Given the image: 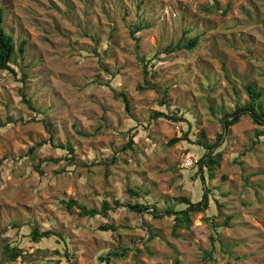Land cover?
<instances>
[{"label":"rangeland","instance_id":"374dc122","mask_svg":"<svg viewBox=\"0 0 264 264\" xmlns=\"http://www.w3.org/2000/svg\"><path fill=\"white\" fill-rule=\"evenodd\" d=\"M123 1L0 0L17 49L27 40L25 55L16 51L12 59L17 76L0 71V264H68L66 250L76 264H105L99 255L126 247L133 250L111 264H264V135L252 144L264 126L244 115L218 140L222 115L249 102L247 84L263 93L264 103V0H146L141 10L137 0ZM142 11L149 27L137 51L128 23ZM84 29L98 33L99 44ZM196 36L193 51L153 60L152 81L168 88V107L159 105L154 90H138L144 84L138 53L150 58ZM120 91L133 117L116 96ZM157 110L184 121L152 120ZM46 121L56 145L75 148L73 162L66 149L51 145L28 155L49 137ZM75 126L93 135L80 136ZM185 131L189 141L168 145ZM131 137L134 149L122 150ZM202 139L214 144L208 153L223 152L213 179L204 168V182L193 176L205 153ZM189 156L191 167L184 165ZM204 187L210 206L175 234L167 209L185 208L181 198L199 201ZM128 188L143 198L132 200ZM114 198L147 200L161 218L126 208L108 218H80L77 207L68 211L63 203L92 207ZM211 222L219 226L213 230ZM107 223L117 231L99 229ZM34 227L55 228V236L31 242ZM149 228L157 234L152 241ZM212 235L224 245L216 242L209 258ZM8 243L18 244L24 256L4 260Z\"/></svg>","mask_w":264,"mask_h":264},{"label":"trees","instance_id":"16d2710c","mask_svg":"<svg viewBox=\"0 0 264 264\" xmlns=\"http://www.w3.org/2000/svg\"><path fill=\"white\" fill-rule=\"evenodd\" d=\"M117 1L119 4H124L123 0H117ZM145 2H146V0H137V2L135 3V7L139 8V10H141L143 8V5ZM143 15H144V13L142 11L141 13H138L136 15L135 21H130L128 23L130 34L136 43L137 51H139V48H140V45H139L140 34L142 31H144V29H147L149 27V24L144 23L145 21H144ZM125 17L123 19H125ZM89 30H91V29H88V30L84 29L85 36H90L95 43L99 44L100 35L93 30L91 33V32H89ZM198 43H199V38L196 36V37L188 39L184 43H182L180 41V42H177L175 44H169L163 51H159V52L157 51L150 58H147L146 56H140V54L138 53L137 57H138V60H140V62L142 63L143 74H144V80H143L144 84L143 85L139 84L138 90L140 92H144V91L149 90V89L154 90L155 92H157L160 95V98L158 100L159 105L168 107L169 106V102L167 101L168 88L165 86H162L157 81H152L154 78L157 77V71L155 69L156 62H153V60L158 61L160 59V55L163 53L171 55V54H175L177 52L183 51V50L193 51L197 47ZM26 44H27V40L23 39L20 42V45L17 49L16 43L14 41V37L11 34H9L8 32H6V29L4 27V10L2 7H0V71H9L13 75L17 76V72L12 65L13 64L12 59H13V56L16 53V51H19V53L21 54L22 57L25 55ZM96 50H97V47H94L93 51L96 52ZM105 70H108V72H110L111 75H113L112 77H114L116 75V72H117V71L116 72L111 71L108 68ZM245 90H246V93L248 95L249 102L242 107L237 106L233 112H225L222 115V117L220 118V122L223 125V132L221 134H219L218 140H221L226 133H229L230 128L232 126L236 125L237 123H239L241 118L244 115L250 116L252 121L255 124L264 126V103L262 101L263 93L261 91H258L256 89V87L252 84H247L245 86ZM116 96L122 98V101L124 102L125 112L133 117L132 108H131V101H130L128 95L124 91H120ZM24 101L26 103L29 102L28 100H25V99H24ZM30 108L35 110V108L32 107V105H30ZM160 118H166V119L170 120L171 122L184 121L182 116L178 115L175 112H173L172 114H166L163 111H159V110L153 111L151 119L157 120ZM44 125H45L47 132H48L49 137L45 140H42L41 142H39L34 147H32L29 150L28 155H32L37 150V148H39L41 146L51 145V146H55L57 148L59 147L62 149H66L67 152H69V154H72L70 156L69 155L66 156L67 161L73 162L74 161L75 148L69 144L56 145V141L54 139V132L52 129V127H53L52 123L46 121L44 123ZM0 126H2V125H0ZM76 130H77L78 135L83 136V137H90L93 135L90 133H86V132H84L78 128ZM260 135H264V131L256 134V137H257L256 140L253 139V141H252L253 147H255L256 144H258V142H259L258 140H259ZM202 137L205 138V135L203 134ZM189 140H190L189 139V132L185 131L183 133L182 137H174L171 140H169L168 145L172 146L176 143H179L182 141H189ZM134 143H135V141L133 140V137H131L129 142L125 143L122 146V150L134 149ZM198 144L205 149V153L203 154V156L201 158L197 159L196 164H201V166L199 168V171L197 170L193 176H194V178H199L202 182H204L205 181V175L203 173L204 168L206 169V171L209 175V178L213 179L216 176V171L221 167V163L223 160V152L215 150V151H211L208 153V150H210L214 146V144H209L208 142L204 141L203 139L199 140ZM38 167H39V165L36 166V170H38L41 173V170L38 169ZM246 181H248V180L246 179ZM206 190H207L206 187H204L201 198L199 201L194 202V201H188V199H186V198H181L180 199L181 201L179 203L187 205L183 209L177 210L171 206L169 209H167V211H166L167 214L170 217H172L173 221H174L173 232L175 234L181 228L189 229L191 224H192V215L196 212H205L206 209L210 206V199L208 197L207 192H205ZM126 193L128 194L129 198H132V200L134 198H141V199L143 198V195H142L140 190L128 188ZM63 203H64V205L68 211H71L74 207H77L79 209L78 217H80V218H85V217L96 218L98 216H101L102 218H108L109 213L111 211H116L119 208H126L129 211L137 212V213H143L144 212V214H145L144 217H146V215H149V216L154 217L156 219L161 218V215L158 214L159 211L157 209V205H155V204L153 205L147 200L146 201L136 200L135 202L128 200L127 202H123L120 199L114 198L112 200V202L105 200L100 204V206L94 205L92 207H88L87 205L81 204L80 202H78L77 200H74V199L64 200ZM220 206H222V205L219 204V207ZM150 208H154V209L151 210ZM208 218L209 217H207V219ZM228 218L229 219L227 221H225L224 225L229 224L230 217H228ZM211 225H212L213 230H215L217 228V226H219L215 222H211ZM13 226L16 228L18 227V225H15V224ZM99 229L103 232H115V231H117V227L111 223L101 225L99 227ZM149 230L151 231V235L149 236L148 241H152L157 236V234L155 232H153L151 230V228H149ZM54 231H55V228L50 229V230L41 231L37 227H34L33 229H31L29 231L28 236L27 235L26 236L30 238L31 242L37 243L41 240H44V238L47 239V238L55 236L56 232H54ZM58 231H60V230H58ZM3 232H4V230H2L0 228V236L3 234ZM62 233H63V231H60L59 235L63 236ZM58 238H60V236H58ZM60 239H64V238L62 237ZM211 241L213 244H212L211 251L207 255L209 258H211L213 256V253L215 252L214 248H215L216 242H220L221 246L224 245V244H222L221 239L216 237L215 235L211 236ZM134 249H136V248H134ZM132 250H133V248H128V247L122 248V249H119L118 251L112 252L111 255L108 257H107V253H103V254L99 255V261L102 263H105V264H107V263L111 264L113 259L126 258L129 254V252ZM57 253H59V251H57ZM19 256H24V254H23L22 248L18 244L10 245V243H8L5 246L4 260L15 261V260H17V258ZM64 256L66 257V262L68 264H76L75 261L72 259L73 255H71L69 252H67V250L65 251ZM176 264H178V260L176 261Z\"/></svg>","mask_w":264,"mask_h":264},{"label":"built area","instance_id":"2783aa9c","mask_svg":"<svg viewBox=\"0 0 264 264\" xmlns=\"http://www.w3.org/2000/svg\"><path fill=\"white\" fill-rule=\"evenodd\" d=\"M194 164L193 159L189 156L184 160V165L191 167Z\"/></svg>","mask_w":264,"mask_h":264}]
</instances>
